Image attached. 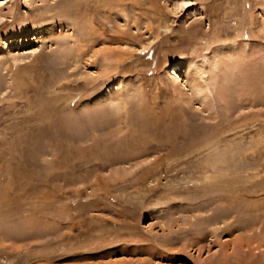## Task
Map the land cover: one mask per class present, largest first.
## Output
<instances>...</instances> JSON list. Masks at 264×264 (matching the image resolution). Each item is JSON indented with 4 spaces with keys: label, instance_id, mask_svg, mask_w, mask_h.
Here are the masks:
<instances>
[{
    "label": "rangeland",
    "instance_id": "obj_1",
    "mask_svg": "<svg viewBox=\"0 0 264 264\" xmlns=\"http://www.w3.org/2000/svg\"><path fill=\"white\" fill-rule=\"evenodd\" d=\"M0 264H264V0H0Z\"/></svg>",
    "mask_w": 264,
    "mask_h": 264
}]
</instances>
